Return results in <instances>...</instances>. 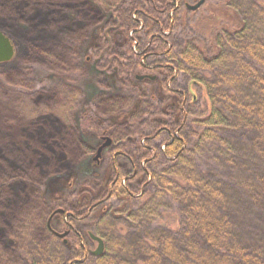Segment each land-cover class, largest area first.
I'll return each mask as SVG.
<instances>
[{
	"label": "trees",
	"instance_id": "obj_1",
	"mask_svg": "<svg viewBox=\"0 0 264 264\" xmlns=\"http://www.w3.org/2000/svg\"><path fill=\"white\" fill-rule=\"evenodd\" d=\"M58 1L0 0V28L25 47L0 70V264H264V0H212L204 12L93 0L109 19L90 52L120 89L95 101L82 139L72 114L85 70L72 44L86 46L97 8ZM134 13L144 23L132 39ZM35 62L75 68L79 82L36 87ZM30 99L52 107L36 132ZM106 134L97 173L82 175ZM70 178L45 196L46 182ZM90 234L103 241L98 256Z\"/></svg>",
	"mask_w": 264,
	"mask_h": 264
},
{
	"label": "rangeland",
	"instance_id": "obj_2",
	"mask_svg": "<svg viewBox=\"0 0 264 264\" xmlns=\"http://www.w3.org/2000/svg\"><path fill=\"white\" fill-rule=\"evenodd\" d=\"M75 0H60L57 2V4L62 5L64 4H68V6L72 5V3H74ZM78 2L80 1H88L91 4H93L95 6V8H97V10H94L92 12L89 13V15H91V19L89 21L88 27L91 30L90 34H89V39L86 43V46L83 48V44L79 43H74L72 44L73 47H75L77 49V54L80 58V63L81 66L80 68L83 66L85 72L83 74V76H80L79 79H82V83L81 85L84 87L83 93H82V102H80V106L77 110H75L72 114V121H73V125L76 128V130L78 131L81 139L82 137L85 138L86 137V133L82 130V123H83V117L88 114V112H92L93 107L92 105L95 104L99 101V98L101 96H111L113 95L115 92H118L120 89V85L119 82L116 81V78L114 77V73H107L105 71H102V69L100 68V66L97 64L96 59L93 58L92 53L90 52V49L92 47H94L97 43H98V39H99V35L100 32L102 31L104 22H107V20L109 19V13H107L106 11L102 10L97 4H95L93 2V0H77ZM198 0H182L183 6L182 8L186 7V4H194L195 2H197ZM212 0H204V3L200 6L202 9L200 10V12H204L205 11V7L204 5H206V2H210ZM68 2V3H67ZM72 2V3H69ZM75 3L77 5H79V3ZM61 3V4H60ZM199 7V8H200ZM188 11V10H187ZM199 12V11H198ZM184 13H186L184 11ZM74 16L76 17V14H69V16ZM191 15V14H189ZM194 16V14H193ZM132 17L134 19H138V26L135 30H131L129 31L128 35L130 37H132V39L136 36V31L138 32V34H140L139 32L142 29L143 23H144V19L142 17H140L139 15H137V13H134L132 15ZM191 17V16H190ZM198 14H197V18H198ZM195 18V17H192ZM109 23V22H108ZM109 30H111L113 28V26H110L108 24H106V26L104 27V33H106V29L108 28ZM80 30V29H79ZM0 31H2L12 42V44L14 45V56L12 57V59L8 62H4V63H0L2 65H0V70L1 68H3L4 70L6 68H8L9 66H11L14 62H15V58L19 57L21 54L24 55L25 53V47L23 45V48L21 47V45L19 44V42L15 39V32L12 30H8L5 31L2 28H0ZM163 34L167 35L166 33H168V31H163ZM136 39L133 41V44H135ZM138 49V48H137ZM22 51V52H21ZM88 58L89 60L85 61V58ZM158 59V57H157ZM156 60V58H155ZM28 71L30 73V78L31 80L37 84L36 87L40 86V85H45L46 88H50L51 86H53L52 84H56V83H67V84H72V85H76L77 81L79 82L78 78H77V73L74 69H71L67 72H69V74L64 73V74H60V73H51L48 71V68H46L45 66L42 65V63L40 62H35V63H28ZM95 73H99L102 74L103 76H105L106 78H108V76L110 78L109 82L106 84H99V82L95 81V76H93ZM146 77H143L142 79H144ZM178 82L180 83V81L178 80ZM182 86V83H181ZM196 89L197 92V96L200 94L201 98L204 100L205 99V93L204 91L200 90L196 85L193 86ZM193 89V91H195V89ZM201 91V93H200ZM195 92V93H196ZM37 98V97H36ZM97 98V100H96ZM38 99V98H37ZM43 99L41 104H37L36 100L34 99H30V102L35 105V108L37 109V116L34 117L35 120H32L30 122H28L29 126H38V128H34L33 132L39 131L40 129H42V127L39 125H42L44 123L48 124V122H50V115L47 113V108L50 110L52 109V107H47L45 108V103H43ZM43 112V114L47 115H42L41 113ZM32 116V115H31ZM30 116V117H31ZM56 118V117H55ZM54 118H52L53 120ZM39 124V125H38ZM54 126L58 127L60 126V121L54 120L53 123ZM104 137H108L110 138L107 134L106 135H102V137L99 139L100 145L104 142ZM111 139V138H110ZM88 143L95 145L96 143L94 139L90 138L88 141ZM98 145L95 150L93 151V153H91L88 156V161H86L83 166L82 169L84 168L85 171H82V173L84 174H89L90 172H92L94 174V172L97 173V171L94 170V167H99V165L101 164V160L103 158V150L101 152V156L99 157L98 160H94V156L96 154V151L98 149V147L100 146ZM110 146V145H109ZM108 147V146H107ZM106 147V148H107ZM45 160V159H44ZM120 165L123 167V169H127V165L123 160H120ZM83 175V174H82ZM67 180V179H65ZM65 180H63V182L58 183L55 181H48L46 182V187L44 188V194L46 197H49L50 195H54L55 193H57V188L61 189L62 183L64 185V183H68V185H71V181L74 180L73 178L68 179V181L66 182ZM65 181V182H64ZM59 217V216H58ZM60 218V217H59ZM57 222V220H56ZM88 242V241H85ZM4 243L6 245H10L11 244V240L9 238L4 240ZM96 242H92V243H88V248L90 250H94L96 248Z\"/></svg>",
	"mask_w": 264,
	"mask_h": 264
},
{
	"label": "water",
	"instance_id": "obj_3",
	"mask_svg": "<svg viewBox=\"0 0 264 264\" xmlns=\"http://www.w3.org/2000/svg\"><path fill=\"white\" fill-rule=\"evenodd\" d=\"M203 3H204V0H198L194 4H190V5L188 4L187 8L189 10H196ZM13 56H14V45L12 44L10 39L2 31H0V63L10 61ZM143 77H145V76H137L138 79H142ZM190 92H191V90H190ZM103 139H104V142L98 147L96 154L94 156V160H98L99 157L101 156L102 150L111 144L110 138L104 137ZM60 212H61V210L58 209V210L53 212V215L56 213H60ZM54 233L58 237H63L66 234V233H58L55 231H54ZM89 236L93 241H95L97 243L96 248L92 251V254L95 256L100 255L103 252V241L99 237H97L93 234H90Z\"/></svg>",
	"mask_w": 264,
	"mask_h": 264
},
{
	"label": "built area",
	"instance_id": "obj_4",
	"mask_svg": "<svg viewBox=\"0 0 264 264\" xmlns=\"http://www.w3.org/2000/svg\"><path fill=\"white\" fill-rule=\"evenodd\" d=\"M161 148L164 149V146H162Z\"/></svg>",
	"mask_w": 264,
	"mask_h": 264
}]
</instances>
